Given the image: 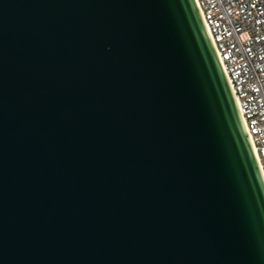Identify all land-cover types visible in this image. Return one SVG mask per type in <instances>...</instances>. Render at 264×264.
<instances>
[{"label":"water","instance_id":"obj_1","mask_svg":"<svg viewBox=\"0 0 264 264\" xmlns=\"http://www.w3.org/2000/svg\"><path fill=\"white\" fill-rule=\"evenodd\" d=\"M0 264H264L197 0H0Z\"/></svg>","mask_w":264,"mask_h":264},{"label":"built area","instance_id":"obj_2","mask_svg":"<svg viewBox=\"0 0 264 264\" xmlns=\"http://www.w3.org/2000/svg\"><path fill=\"white\" fill-rule=\"evenodd\" d=\"M264 174V0H197Z\"/></svg>","mask_w":264,"mask_h":264}]
</instances>
